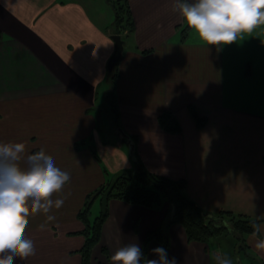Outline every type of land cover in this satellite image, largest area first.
<instances>
[{
  "label": "crops",
  "instance_id": "1",
  "mask_svg": "<svg viewBox=\"0 0 264 264\" xmlns=\"http://www.w3.org/2000/svg\"><path fill=\"white\" fill-rule=\"evenodd\" d=\"M110 1L9 0L5 10L0 0V142L24 143L26 154L43 148L70 173L62 194L52 197L65 198L49 213L54 221L30 212L24 235L36 254L14 257V264H82L85 227L78 215L86 197L111 174L139 165L184 180L186 196L209 214L264 215V26L232 44L207 45L185 32L174 0H128L135 31L122 36L113 84ZM105 85L118 109L114 122L98 104ZM165 113L180 132L162 127ZM99 123L116 124L102 135ZM108 209L92 264H112L111 256L129 243L143 250L159 229L176 264H216L215 251L230 252L237 264H264V252L254 247L264 237L195 242L183 226L168 225L169 205L152 209L112 199ZM156 247L162 246L148 243L146 259H158Z\"/></svg>",
  "mask_w": 264,
  "mask_h": 264
},
{
  "label": "clouds",
  "instance_id": "2",
  "mask_svg": "<svg viewBox=\"0 0 264 264\" xmlns=\"http://www.w3.org/2000/svg\"><path fill=\"white\" fill-rule=\"evenodd\" d=\"M3 4L7 10L9 0ZM172 10L178 11L187 27L207 45L232 44L264 26V0H174ZM69 181L70 173L58 168L43 148L26 154L24 143L0 142V264H14V257L26 259L36 254L34 242L24 235L28 216L42 211L47 221H54L55 216L49 213L53 207H62L65 198L52 197L62 194ZM262 219L264 215L250 221L253 238L264 237ZM254 247L264 252V238L256 239ZM151 251L158 259L144 258L142 248L129 243L110 259L112 264H176L165 248ZM214 259L216 264H232L227 254L216 253Z\"/></svg>",
  "mask_w": 264,
  "mask_h": 264
},
{
  "label": "trees",
  "instance_id": "3",
  "mask_svg": "<svg viewBox=\"0 0 264 264\" xmlns=\"http://www.w3.org/2000/svg\"><path fill=\"white\" fill-rule=\"evenodd\" d=\"M110 2L115 14L114 35L124 36L127 30L133 33L135 25L128 0H111ZM188 30L189 28L186 26L185 32ZM118 64L116 70L111 74L113 84L119 78ZM114 104V113L118 116L116 101ZM193 115L198 126L202 127L203 119L195 113ZM160 122L168 132L178 133L181 131L180 125L169 113L163 114ZM91 150L98 159L95 150ZM185 191L186 182L184 180H173L156 175L143 165H139L134 172H121L113 180H107L98 189L88 194L84 207L78 215V219L85 227L83 231L85 242L80 251L82 264H92L93 252L101 242L103 227L109 216V202L112 199H120L152 209H160L169 205L174 213L168 221V225L183 226L190 241L208 243L213 238L230 234L232 229L227 225L228 221L231 222L234 231L238 234L244 236L252 233L253 229L250 226L252 219L226 211L209 214L188 198ZM97 200L103 204V209L101 215L92 220V208ZM151 241H157L166 250L169 248V241L164 235L163 229H159L148 235L143 249L144 258L147 256V245Z\"/></svg>",
  "mask_w": 264,
  "mask_h": 264
},
{
  "label": "rangeland",
  "instance_id": "4",
  "mask_svg": "<svg viewBox=\"0 0 264 264\" xmlns=\"http://www.w3.org/2000/svg\"><path fill=\"white\" fill-rule=\"evenodd\" d=\"M130 34H131V32L129 30H127L124 33V36L127 37ZM110 92L111 91H110L109 85L107 87L105 85L104 88H103V90L100 92L99 97H98L99 98L98 99V104H99L100 107H102V109H105L106 110V112H104L105 119H106V117H108L107 120H110V121H113L114 122L116 120L115 119V115L116 114L114 113L115 104H114L113 95L111 96V93ZM103 120H104V117H103ZM115 124L116 123H99V125H98V131H101V133L103 135V132L102 131H104V130L105 131L113 130V128H115ZM116 175L111 174L109 177H107V180H109V181L113 180ZM102 209H103V204L100 202V200H97L94 203L93 208H92V213H91L92 220H94L95 218H97L98 216L101 215ZM227 225H229L230 229H232V231L230 232V234H228L227 236H229L230 239L233 240L232 234H238V233L234 231L231 222L228 221L227 222ZM227 256L232 260V264H237L236 260L234 259V257L231 255L230 252H228Z\"/></svg>",
  "mask_w": 264,
  "mask_h": 264
},
{
  "label": "water",
  "instance_id": "5",
  "mask_svg": "<svg viewBox=\"0 0 264 264\" xmlns=\"http://www.w3.org/2000/svg\"><path fill=\"white\" fill-rule=\"evenodd\" d=\"M112 40L115 43V52L108 64L110 73H113L116 70V65L122 60L125 51V43L121 35H113Z\"/></svg>",
  "mask_w": 264,
  "mask_h": 264
},
{
  "label": "built area",
  "instance_id": "6",
  "mask_svg": "<svg viewBox=\"0 0 264 264\" xmlns=\"http://www.w3.org/2000/svg\"><path fill=\"white\" fill-rule=\"evenodd\" d=\"M216 253H221V254H223L221 251H215V252H214V257H215V254H216Z\"/></svg>",
  "mask_w": 264,
  "mask_h": 264
}]
</instances>
